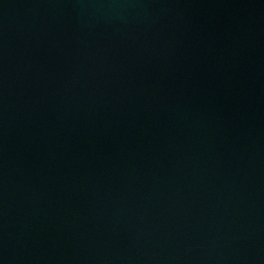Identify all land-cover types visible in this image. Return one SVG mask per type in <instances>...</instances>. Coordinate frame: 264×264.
Masks as SVG:
<instances>
[{
	"label": "water",
	"instance_id": "1",
	"mask_svg": "<svg viewBox=\"0 0 264 264\" xmlns=\"http://www.w3.org/2000/svg\"><path fill=\"white\" fill-rule=\"evenodd\" d=\"M0 264H264V0H0Z\"/></svg>",
	"mask_w": 264,
	"mask_h": 264
}]
</instances>
